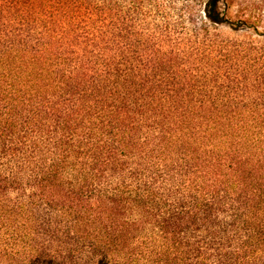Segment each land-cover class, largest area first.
Masks as SVG:
<instances>
[{"label":"trees","instance_id":"trees-1","mask_svg":"<svg viewBox=\"0 0 264 264\" xmlns=\"http://www.w3.org/2000/svg\"><path fill=\"white\" fill-rule=\"evenodd\" d=\"M220 1L256 46L264 0ZM28 3L41 28L0 30V264H264V47L66 42L149 34L111 1Z\"/></svg>","mask_w":264,"mask_h":264},{"label":"rangeland","instance_id":"rangeland-1","mask_svg":"<svg viewBox=\"0 0 264 264\" xmlns=\"http://www.w3.org/2000/svg\"><path fill=\"white\" fill-rule=\"evenodd\" d=\"M55 1V0H54ZM58 1V0H56ZM111 1L115 5L113 13L118 16L127 17L126 28L134 34L140 30L149 36L138 38L137 36L120 37V29L124 28L122 23H113L111 27L104 30H68V33H78L79 38L73 37L64 39L73 43H120L129 45H151L163 50L173 49L177 51V57L181 60H196L198 56L189 55L196 51V47L237 46L241 50L259 51L264 47V37L255 35V44L249 48L248 35L245 31L235 32L233 25L227 23H217L212 18L224 19L223 14L214 13L212 0H97ZM225 0H221L219 5L224 8ZM49 10L45 5H31L28 0H0V30L22 31L27 33L35 26L40 28L44 25L41 21L31 22L27 18L43 19V13ZM51 10V9H50ZM86 7H82L77 12H71L70 16L88 13ZM55 19H60V15ZM65 27H68L66 23ZM91 27V26H87ZM93 28V27H91ZM251 32V31H250ZM85 33H93L94 36H84ZM102 33L114 34L109 39L102 38ZM207 33H217L227 39H216ZM36 41L35 39H26ZM23 40V41H26ZM238 40V41H236ZM229 42V43H226ZM247 41V42H246ZM243 42V44H242ZM246 42V43H244ZM177 49V50H176Z\"/></svg>","mask_w":264,"mask_h":264}]
</instances>
